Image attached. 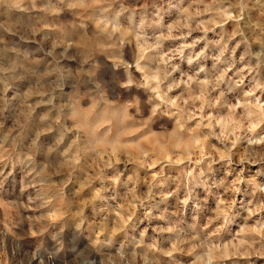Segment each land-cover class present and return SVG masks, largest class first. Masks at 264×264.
I'll use <instances>...</instances> for the list:
<instances>
[{
	"label": "clouds",
	"instance_id": "1",
	"mask_svg": "<svg viewBox=\"0 0 264 264\" xmlns=\"http://www.w3.org/2000/svg\"><path fill=\"white\" fill-rule=\"evenodd\" d=\"M248 165L264 0H0V264H264Z\"/></svg>",
	"mask_w": 264,
	"mask_h": 264
},
{
	"label": "rangeland",
	"instance_id": "2",
	"mask_svg": "<svg viewBox=\"0 0 264 264\" xmlns=\"http://www.w3.org/2000/svg\"><path fill=\"white\" fill-rule=\"evenodd\" d=\"M21 14H17L13 17L14 20L20 19ZM239 55V52L237 53ZM213 143H216L213 141ZM226 173L223 170L217 171L214 179L220 180L224 178ZM244 177L247 180H255L256 183L264 185V169L261 168L259 165H248L244 171ZM0 179H3V177H0ZM227 179L231 181L233 179L232 176H228ZM5 188L10 189L11 188V177L8 178L7 181H5ZM244 190L246 191L247 195L243 197H237V210L241 213L236 218V230L239 229V227L243 226L245 223L244 216L247 215V213L243 212V208L240 205V200H243L244 203H248L249 201L253 200L252 196V187L249 184H245L243 186ZM198 194L201 198L205 197L206 193L202 189H198ZM258 198V197H257ZM208 207L212 208L215 207V201L212 199H209ZM261 217H264V212L257 214L256 216H253L252 219L247 221L248 225H254V222L257 219H260ZM3 218V209H0V219Z\"/></svg>",
	"mask_w": 264,
	"mask_h": 264
}]
</instances>
